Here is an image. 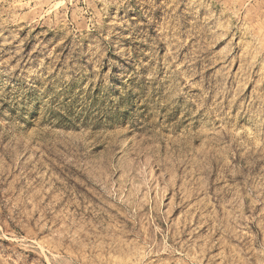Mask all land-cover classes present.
Wrapping results in <instances>:
<instances>
[{"label": "rangeland", "instance_id": "rangeland-1", "mask_svg": "<svg viewBox=\"0 0 264 264\" xmlns=\"http://www.w3.org/2000/svg\"><path fill=\"white\" fill-rule=\"evenodd\" d=\"M0 264H264V0H0Z\"/></svg>", "mask_w": 264, "mask_h": 264}]
</instances>
